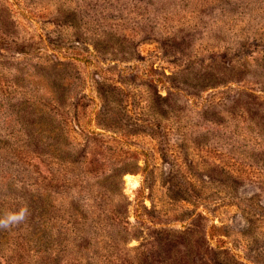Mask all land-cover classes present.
I'll return each mask as SVG.
<instances>
[{
	"label": "rangeland",
	"instance_id": "374dc122",
	"mask_svg": "<svg viewBox=\"0 0 264 264\" xmlns=\"http://www.w3.org/2000/svg\"><path fill=\"white\" fill-rule=\"evenodd\" d=\"M21 207L0 264H264V0H0V217Z\"/></svg>",
	"mask_w": 264,
	"mask_h": 264
},
{
	"label": "trees",
	"instance_id": "16d2710c",
	"mask_svg": "<svg viewBox=\"0 0 264 264\" xmlns=\"http://www.w3.org/2000/svg\"><path fill=\"white\" fill-rule=\"evenodd\" d=\"M101 128L106 129V130H110L106 126L101 127ZM92 134H94V133H92ZM115 143H116V145H115V148L112 150L113 151L112 153L118 158L120 156H122V157L120 160H118V161H120L119 166H116L114 168V174H115V177H117L122 184V177L125 173H128V172L129 173H135L140 169V166H139L138 160H137V155L139 154V152L137 149L136 150H130V149H128V147L124 148V146L132 145L131 143L127 142V140H125V139L115 138ZM98 154H100V153H98ZM100 156H101V154H100ZM92 160L94 161V162H92L94 164H95V161H97V159L95 157H93ZM123 199L125 202L127 201V198L124 196V194H123ZM126 203H125V207L123 210L124 217H125V214L127 211ZM149 221L151 222V224H153L155 226L161 224L160 222H156V220H154V221L149 220ZM123 223H124L123 233L125 232L123 243L127 244L132 237H136V236L130 234V232L128 230V222L126 220H124ZM84 240H85V242L87 241L85 238H84Z\"/></svg>",
	"mask_w": 264,
	"mask_h": 264
},
{
	"label": "clouds",
	"instance_id": "9594fccd",
	"mask_svg": "<svg viewBox=\"0 0 264 264\" xmlns=\"http://www.w3.org/2000/svg\"><path fill=\"white\" fill-rule=\"evenodd\" d=\"M27 213V209L21 207L17 211L9 212L4 217H0V227H8L11 224H15L24 219Z\"/></svg>",
	"mask_w": 264,
	"mask_h": 264
}]
</instances>
